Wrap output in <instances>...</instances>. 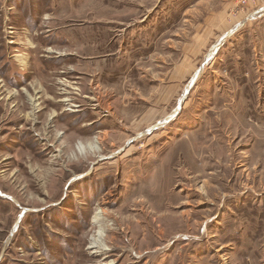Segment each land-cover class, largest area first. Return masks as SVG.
<instances>
[{"label": "rangeland", "instance_id": "obj_1", "mask_svg": "<svg viewBox=\"0 0 264 264\" xmlns=\"http://www.w3.org/2000/svg\"><path fill=\"white\" fill-rule=\"evenodd\" d=\"M0 264H264V9L0 0Z\"/></svg>", "mask_w": 264, "mask_h": 264}, {"label": "built area", "instance_id": "obj_2", "mask_svg": "<svg viewBox=\"0 0 264 264\" xmlns=\"http://www.w3.org/2000/svg\"><path fill=\"white\" fill-rule=\"evenodd\" d=\"M240 3H241V6L243 7V9H245L249 5H254L257 7L260 6V9H264V0H240ZM258 10L259 9L255 10V12L258 13L257 12Z\"/></svg>", "mask_w": 264, "mask_h": 264}, {"label": "bare ground", "instance_id": "obj_3", "mask_svg": "<svg viewBox=\"0 0 264 264\" xmlns=\"http://www.w3.org/2000/svg\"><path fill=\"white\" fill-rule=\"evenodd\" d=\"M97 215H100V212H99V214H97Z\"/></svg>", "mask_w": 264, "mask_h": 264}]
</instances>
